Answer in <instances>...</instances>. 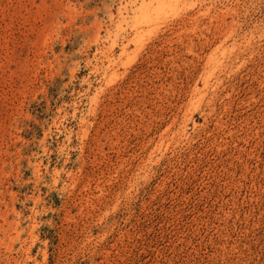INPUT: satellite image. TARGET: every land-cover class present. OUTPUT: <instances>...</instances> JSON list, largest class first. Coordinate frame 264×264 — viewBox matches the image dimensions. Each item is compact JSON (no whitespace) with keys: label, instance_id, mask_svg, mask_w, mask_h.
Segmentation results:
<instances>
[{"label":"rangeland","instance_id":"1","mask_svg":"<svg viewBox=\"0 0 264 264\" xmlns=\"http://www.w3.org/2000/svg\"><path fill=\"white\" fill-rule=\"evenodd\" d=\"M0 264H264V0H0Z\"/></svg>","mask_w":264,"mask_h":264}]
</instances>
